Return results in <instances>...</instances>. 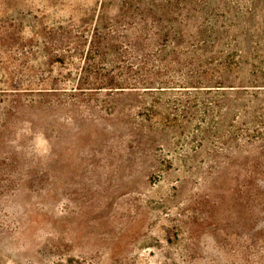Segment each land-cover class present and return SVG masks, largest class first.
I'll return each instance as SVG.
<instances>
[{"label":"rangeland","instance_id":"obj_1","mask_svg":"<svg viewBox=\"0 0 264 264\" xmlns=\"http://www.w3.org/2000/svg\"><path fill=\"white\" fill-rule=\"evenodd\" d=\"M0 264H264V0H0Z\"/></svg>","mask_w":264,"mask_h":264}]
</instances>
